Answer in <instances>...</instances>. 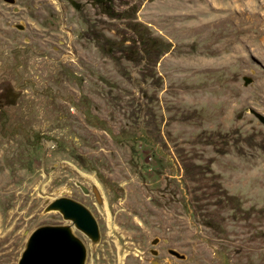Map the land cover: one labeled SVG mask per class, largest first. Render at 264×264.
<instances>
[{
	"label": "rangeland",
	"instance_id": "1",
	"mask_svg": "<svg viewBox=\"0 0 264 264\" xmlns=\"http://www.w3.org/2000/svg\"><path fill=\"white\" fill-rule=\"evenodd\" d=\"M263 3L0 0L18 96L0 110V264L41 226L71 228L83 264H264Z\"/></svg>",
	"mask_w": 264,
	"mask_h": 264
},
{
	"label": "water",
	"instance_id": "2",
	"mask_svg": "<svg viewBox=\"0 0 264 264\" xmlns=\"http://www.w3.org/2000/svg\"><path fill=\"white\" fill-rule=\"evenodd\" d=\"M257 120L264 125V117ZM46 210L57 211L91 241L97 240V225L81 205L66 198H56ZM85 249L67 226L37 227L26 239L17 264H83Z\"/></svg>",
	"mask_w": 264,
	"mask_h": 264
},
{
	"label": "flooded vegetation",
	"instance_id": "3",
	"mask_svg": "<svg viewBox=\"0 0 264 264\" xmlns=\"http://www.w3.org/2000/svg\"><path fill=\"white\" fill-rule=\"evenodd\" d=\"M18 99V96H15L11 93V91L7 88H0V110L3 107L8 106H17L16 100Z\"/></svg>",
	"mask_w": 264,
	"mask_h": 264
},
{
	"label": "bare ground",
	"instance_id": "4",
	"mask_svg": "<svg viewBox=\"0 0 264 264\" xmlns=\"http://www.w3.org/2000/svg\"><path fill=\"white\" fill-rule=\"evenodd\" d=\"M263 5H264V3H263ZM263 8V7H262ZM261 33V32H260ZM261 34H264V32L263 33H261ZM70 231H71V228H70Z\"/></svg>",
	"mask_w": 264,
	"mask_h": 264
}]
</instances>
